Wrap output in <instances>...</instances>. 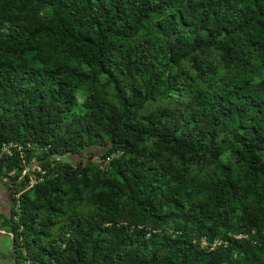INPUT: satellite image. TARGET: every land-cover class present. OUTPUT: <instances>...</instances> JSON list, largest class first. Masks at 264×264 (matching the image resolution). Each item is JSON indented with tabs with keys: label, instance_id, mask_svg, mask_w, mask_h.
<instances>
[{
	"label": "trees",
	"instance_id": "16d2710c",
	"mask_svg": "<svg viewBox=\"0 0 264 264\" xmlns=\"http://www.w3.org/2000/svg\"><path fill=\"white\" fill-rule=\"evenodd\" d=\"M0 179L12 264H264V0H0Z\"/></svg>",
	"mask_w": 264,
	"mask_h": 264
},
{
	"label": "crops",
	"instance_id": "0c3cea01",
	"mask_svg": "<svg viewBox=\"0 0 264 264\" xmlns=\"http://www.w3.org/2000/svg\"><path fill=\"white\" fill-rule=\"evenodd\" d=\"M11 204V192L7 184L0 179V236H6L8 239H11V233L4 226L3 218L9 215ZM1 258L0 253V262L7 264L6 262L1 261Z\"/></svg>",
	"mask_w": 264,
	"mask_h": 264
},
{
	"label": "built area",
	"instance_id": "2783aa9c",
	"mask_svg": "<svg viewBox=\"0 0 264 264\" xmlns=\"http://www.w3.org/2000/svg\"><path fill=\"white\" fill-rule=\"evenodd\" d=\"M12 148H16L21 154L23 153V149L24 148H30V149H35V150H39V146L32 144L31 142H27L25 145L23 144H13V143H8V144H3L2 146V153L7 154V155H11L12 153ZM96 160L100 161V159H98L96 157ZM28 169H36L37 171H41L42 173H44V171L42 170V168L38 165V164H34L31 167H26L23 171H22V175L28 170ZM39 180H41V178H36V177H31L27 183V187H31L34 184H36ZM243 235H239V237H241Z\"/></svg>",
	"mask_w": 264,
	"mask_h": 264
},
{
	"label": "rangeland",
	"instance_id": "374dc122",
	"mask_svg": "<svg viewBox=\"0 0 264 264\" xmlns=\"http://www.w3.org/2000/svg\"><path fill=\"white\" fill-rule=\"evenodd\" d=\"M95 150H97L98 155H96L94 158H96L97 156H98L97 158H99V152H100L99 148L97 147V149ZM85 153H87V151ZM83 155H79V156L66 155L61 157V160L73 163L77 160L78 157ZM0 253L2 257L1 261L6 262L7 264H12L11 239H8L6 236H0ZM0 264H4V263L0 262Z\"/></svg>",
	"mask_w": 264,
	"mask_h": 264
}]
</instances>
